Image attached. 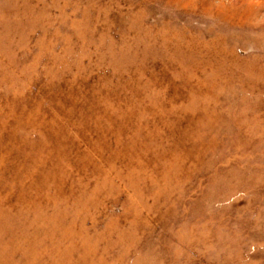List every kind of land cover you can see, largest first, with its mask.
<instances>
[{
    "label": "rangeland",
    "instance_id": "1",
    "mask_svg": "<svg viewBox=\"0 0 264 264\" xmlns=\"http://www.w3.org/2000/svg\"><path fill=\"white\" fill-rule=\"evenodd\" d=\"M0 264H264V0H0Z\"/></svg>",
    "mask_w": 264,
    "mask_h": 264
}]
</instances>
